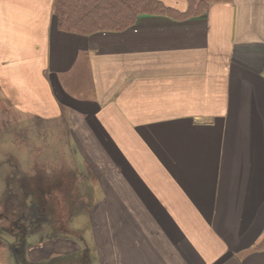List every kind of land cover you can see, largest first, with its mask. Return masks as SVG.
<instances>
[{"label":"crops","instance_id":"crops-1","mask_svg":"<svg viewBox=\"0 0 264 264\" xmlns=\"http://www.w3.org/2000/svg\"><path fill=\"white\" fill-rule=\"evenodd\" d=\"M57 1L0 0V133L62 126L87 184H41L76 217L51 206L24 264H264V0L91 35Z\"/></svg>","mask_w":264,"mask_h":264},{"label":"trees","instance_id":"trees-1","mask_svg":"<svg viewBox=\"0 0 264 264\" xmlns=\"http://www.w3.org/2000/svg\"><path fill=\"white\" fill-rule=\"evenodd\" d=\"M209 1L211 0H189L190 6L186 13L166 8L158 0H58L55 9L60 27L70 32L91 35L103 31H124L133 26L142 14H163L175 18L202 14ZM15 168L18 169L16 176L8 180L5 211L12 219L7 217L12 223L9 232L15 236L13 248L20 262L24 264L26 261L25 240L29 232L37 230L32 228V224L36 223L34 219L39 218L40 215V220L49 222L51 216L48 215L45 204L41 203V198L38 196L41 195V186H36L34 182H31L34 179L29 180L24 176L19 181V168L17 166ZM46 177L47 182L43 180ZM41 179V183L44 182L49 186L57 182L56 176L52 178L42 174ZM15 190L19 195L15 193ZM257 248L264 250V239ZM2 249H6V245L0 241V250Z\"/></svg>","mask_w":264,"mask_h":264},{"label":"rangeland","instance_id":"rangeland-1","mask_svg":"<svg viewBox=\"0 0 264 264\" xmlns=\"http://www.w3.org/2000/svg\"><path fill=\"white\" fill-rule=\"evenodd\" d=\"M5 124L6 121L5 120L2 121V128H4ZM22 125L24 127L26 123ZM61 127L62 126H59L57 133H56V128H53L50 124L48 125L47 129L37 128L35 133L38 135L35 136H32L30 129H28L27 131H24V129L22 131L17 130L18 134L16 135L5 131L0 133V241L5 243L6 247L8 246V248H6L5 251L3 249L0 250V257L2 255H5L7 257L10 250L11 249L14 250L13 246L15 243V236L12 232L11 233L9 232V230L12 228L11 226L12 223H10V221L8 220L9 217L5 211L6 210L5 197L7 195L6 191L9 186L8 180H10V178H12L13 176H16V170H18L17 168H15L16 166L19 168V173H20L19 181L20 179H22V176H24L29 180L34 179V181L31 182H34L36 186L39 185L41 186V184H44V182L41 183L42 174H45L46 176L52 178L56 176L57 180L60 181L64 180L65 185L71 187L69 188L70 190L72 189L73 185H75L76 183L77 185L81 186V190L83 192L86 191L85 186H87V184L84 183L85 179L83 177V174L80 175L81 173H79V171L77 170L78 167L76 166L77 164L76 158L72 157V155L68 151V138L63 131V127L62 128ZM48 129L49 132L53 133L54 135L47 134ZM46 134L48 135L50 142H47L43 139L41 140V136L43 135L42 137L45 138ZM31 137H32V141H30ZM25 141L29 143H33L35 145V146L31 145L34 148V150H32L33 153H31L29 150L26 151V149L20 148V146H23L24 143L27 144ZM11 144L15 145L16 147L12 146ZM36 145H38V148L40 149L41 152L36 150L37 148ZM17 155L22 157V162L24 163L23 166L21 165L22 167L18 164L17 158L19 157ZM43 180L47 182L48 178L46 177V179ZM73 180H75L76 182H72ZM15 193H17L16 190ZM17 195H19V193H17ZM66 202H68V200L63 199L62 205H60L59 203L57 204V202H55L53 198L41 199V203L45 204V208L47 209V211L48 209H50V206H52L59 214L62 215L60 217L61 218L63 217L61 220V226L63 227L64 226L66 227V225L69 226L71 224L69 220L71 218L76 217L75 214L73 215L72 213L64 214L65 212L64 208H67L70 205L69 202L68 203ZM71 202H73V200H71ZM88 205H89V200L85 197L81 199L80 204H78L77 206L85 208ZM40 219L41 218L39 215V218L34 219L36 223L32 224L33 225L32 228L34 227V229H37L36 230L37 233L40 232V228L45 222ZM78 221L84 222L85 220L84 219L81 220L80 218V220ZM55 224L57 227L60 228L58 221H55ZM54 232L57 234L58 233L61 234L62 230L59 231L54 230ZM34 233L35 232H31V233L29 232L25 242L27 241L28 238L30 239V236H32Z\"/></svg>","mask_w":264,"mask_h":264}]
</instances>
